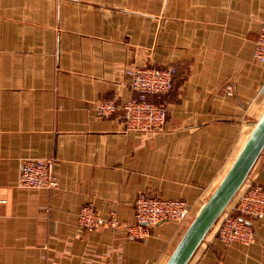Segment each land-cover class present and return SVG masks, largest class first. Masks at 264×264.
Masks as SVG:
<instances>
[{
  "label": "crops",
  "instance_id": "1",
  "mask_svg": "<svg viewBox=\"0 0 264 264\" xmlns=\"http://www.w3.org/2000/svg\"><path fill=\"white\" fill-rule=\"evenodd\" d=\"M263 21L264 0H0V264H165L185 231L175 221L130 240L78 214L92 203L131 223L142 194L199 210L264 109ZM144 65L177 69L154 98L163 128L98 117L95 102H125L127 70ZM38 157L55 159L57 188L18 186ZM248 180L264 185V151ZM251 223V243L212 228L189 264H264V218Z\"/></svg>",
  "mask_w": 264,
  "mask_h": 264
},
{
  "label": "built area",
  "instance_id": "2",
  "mask_svg": "<svg viewBox=\"0 0 264 264\" xmlns=\"http://www.w3.org/2000/svg\"><path fill=\"white\" fill-rule=\"evenodd\" d=\"M254 60L264 65V21L261 24L254 48ZM174 66L144 65L127 70V84L132 94L119 103L115 99L102 98L95 102L98 117L119 114L127 130L157 131L165 125L168 107L154 98L168 95L174 88ZM226 91L233 95L235 88L226 84ZM52 157L28 158L21 164L17 184L24 188H57L58 177ZM194 204L183 198H164L139 195L134 200L135 220L122 222L115 212L103 216L98 208L90 203L84 205L78 214V224L82 229L92 230L102 226L122 229L130 240H144L150 229L165 220L175 221L180 227H187L194 215ZM264 218V185L256 180L248 183L236 194L228 208L213 228L217 237L230 245L239 241L251 243L255 239L251 219ZM129 264V263H111Z\"/></svg>",
  "mask_w": 264,
  "mask_h": 264
},
{
  "label": "water",
  "instance_id": "3",
  "mask_svg": "<svg viewBox=\"0 0 264 264\" xmlns=\"http://www.w3.org/2000/svg\"><path fill=\"white\" fill-rule=\"evenodd\" d=\"M263 151L264 109L232 164L196 212L165 264H189L207 234L247 181Z\"/></svg>",
  "mask_w": 264,
  "mask_h": 264
},
{
  "label": "rangeland",
  "instance_id": "4",
  "mask_svg": "<svg viewBox=\"0 0 264 264\" xmlns=\"http://www.w3.org/2000/svg\"><path fill=\"white\" fill-rule=\"evenodd\" d=\"M248 181H249V180L247 179L245 187L248 185ZM245 187H244V188H245ZM195 213H196V211H195ZM131 223H132V222H131ZM178 226H179V225H178ZM154 227H155V226H154ZM154 227H152V228H154ZM152 228H151V229H152ZM183 228H184V227H183ZM151 229H150V232H151ZM185 229H186V227H185ZM146 239H147V238H146ZM146 239H144V240H146Z\"/></svg>",
  "mask_w": 264,
  "mask_h": 264
},
{
  "label": "bare ground",
  "instance_id": "5",
  "mask_svg": "<svg viewBox=\"0 0 264 264\" xmlns=\"http://www.w3.org/2000/svg\"><path fill=\"white\" fill-rule=\"evenodd\" d=\"M246 184H244V186H242L241 188H244Z\"/></svg>",
  "mask_w": 264,
  "mask_h": 264
}]
</instances>
